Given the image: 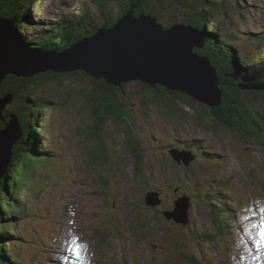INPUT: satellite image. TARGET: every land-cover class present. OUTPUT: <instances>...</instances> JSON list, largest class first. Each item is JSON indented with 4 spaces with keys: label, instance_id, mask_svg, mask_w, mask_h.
<instances>
[{
    "label": "rangeland",
    "instance_id": "1",
    "mask_svg": "<svg viewBox=\"0 0 264 264\" xmlns=\"http://www.w3.org/2000/svg\"><path fill=\"white\" fill-rule=\"evenodd\" d=\"M150 3L154 7L160 3L161 7L156 10L160 12L161 24L166 27L173 15L180 21L191 11L175 0H150ZM226 3L230 15L225 17L217 13L214 23L223 36L235 35L237 44H233L234 49L237 54L239 52L246 56V65H251L254 60L263 64L258 75L263 79L264 42L257 44L255 39L260 40V37L253 35L257 33L252 31L258 30L264 38V30L259 31L260 27L264 28V0H226ZM87 4H93L96 8L92 0L36 2L30 7L32 22L29 21L25 28L26 35L23 28H18L21 35H25L27 43L29 40L35 41L38 30L58 27L56 21L48 19L50 16L56 19L59 14L74 11L75 17L71 20L74 22L76 17L81 18ZM44 14L47 17L42 20ZM48 32H41L38 38H49ZM216 64L220 72L223 70L227 73L223 67L228 62ZM49 72L54 77L45 81L44 77H40L37 83L31 79L32 86L20 92L41 101L38 105H29L28 109L24 106L25 118L30 120V117L37 116L36 109H44L41 113L43 116L40 119L37 116L35 121L43 131L39 144L32 142L25 148L38 145L41 150L40 147H44L42 155H45V165L39 168L35 177L19 185L17 193L20 201L15 212L21 215L10 214L13 218L5 220L4 226L11 228V234H6L3 243L7 245V251L18 258L16 262L12 257L11 263L67 262L75 259L69 247L77 249L85 241L97 247L96 251L93 249L89 253V264H187L185 255H194L196 258H192L199 264L203 260L205 264H238L235 261L230 263L226 258L237 252L231 246L235 241L257 250L254 239L246 233L251 225L243 226L246 232L240 229V237L236 224L239 215L248 218L258 216L264 221L263 90L255 89L259 94L254 98L249 93L252 101L241 92L240 99L246 101L240 104L244 105L242 109L250 108L252 115L248 112V117L254 116L260 127L257 139H248L243 131L223 127L213 117L199 115L200 112H195L180 100L177 102L180 112L172 111L157 103L151 93L142 91L138 83L128 81L129 91L124 92V101L127 105L125 111L130 117L129 126H125L126 131L123 132L121 124L108 120L102 139L109 155L106 160H94L89 156L90 148L95 145L89 126L98 104L89 97L93 96L90 89L95 88L96 78ZM192 104L194 108L201 109L199 101L194 100ZM13 106L11 101L3 106L0 121L3 120L4 124L11 119ZM205 107L209 109L207 105ZM19 123L21 126L20 120ZM132 137L141 150V162L136 160L127 146ZM25 142L31 143L28 136ZM181 147L195 154V157L181 151ZM176 148L180 150L176 152ZM171 151L180 157H189V163L186 165L183 160L179 162ZM213 185L223 192L218 190V193ZM148 191L152 194L149 202L154 204L145 201ZM205 193H210L213 199L210 203L214 206L210 205ZM178 198L188 202L186 222L176 221V215H168L175 210ZM217 208L220 212L216 213L224 217V210L232 211L229 213L230 219L226 218L230 224L228 234H224L225 228L219 231L211 217V209ZM232 215L234 219L238 215L234 222ZM69 218H75L72 234L63 233L66 227H71ZM223 219L221 223L226 227ZM251 222L253 220H249ZM202 231L208 236L209 233H217L214 238L218 241L210 244L208 241L211 239L203 235L198 239L197 234ZM262 242L264 240L258 245L261 249L264 248ZM60 244L65 248H59ZM249 248L243 251H249ZM82 249L81 257L85 258ZM47 254L50 255L48 262L45 259ZM235 257L239 259L241 255ZM69 264L87 263H82L76 256Z\"/></svg>",
    "mask_w": 264,
    "mask_h": 264
},
{
    "label": "trees",
    "instance_id": "2",
    "mask_svg": "<svg viewBox=\"0 0 264 264\" xmlns=\"http://www.w3.org/2000/svg\"><path fill=\"white\" fill-rule=\"evenodd\" d=\"M43 1L44 0H0V15H3L4 13V16H12L16 18L18 34L20 37L22 36L24 40V36L26 35L24 32L25 28L27 27L29 21L30 23L32 22L30 7L34 6L36 2L42 3ZM92 1L94 4H96V8L93 6V4H87V6H85L83 8V11L81 12V18H75L74 22L77 20L76 23L71 21L72 18L75 17L74 13H67L65 17L61 15L60 19H66H64V21L59 20L57 22L58 27L56 29L49 30L45 28L44 30H38L37 33L39 35H41V32L49 31V38L46 39L44 36H40V38H38L37 34L35 41L29 40L28 42L30 44L27 43V46L32 49L39 48L45 50H61L65 46L71 44L74 40L84 38L87 34L91 35L93 33V29L99 27L101 24H103L105 27L114 25L117 18H119L124 12L128 11L129 9L134 10L136 14L140 12L151 13L152 16L157 18L159 24H161L159 20L160 12L156 10L157 8L161 7L160 3H156L158 6L155 5L156 7H154L150 3V0H133L135 3H133L132 0ZM175 1L191 9V11L180 21L191 23L199 27V29L201 31H204L205 33L206 41L204 43V46L201 49H197V51L202 55H206L209 58L210 62L215 65L219 73L218 75L220 79V86L222 89L220 100L221 104L219 107L208 109L207 107H205L206 105L201 103V109L199 107L194 108L192 101L194 102L195 99L185 93L169 90L166 87L158 84L148 85L147 83L139 81H135L134 83H138L141 86L142 91L151 93L157 103L169 107L172 111L180 112L178 110L179 104L177 103L178 100H180L185 105L192 107L195 112H200L198 113L199 115L209 116L211 118L213 117L214 119H216L217 123L223 127L234 128L238 131L241 130L246 133L245 138L257 139L260 134V127L257 123V119L254 118V116H252L253 118L248 117V112L252 115V111L250 110V108L242 109L244 105L240 104L244 100H242V98L240 99V97L242 95L241 92H244L246 94V96L244 97L248 98L249 101H252V98H254L255 96L258 97L259 91H254L255 89H251V87L243 89L239 86H252L254 84L257 85L258 83H261L264 77L263 79H261L258 77V75L259 71H261L263 67V64L258 60H254L252 61L251 65H246L244 61L246 56L241 55L239 52L237 54L234 49V45L237 44L236 37H234L235 35L223 36L221 30L218 29L217 24L214 23L217 13H222L225 17H228L230 15V9L229 11H227L229 5L226 3V0ZM235 1L239 2V0ZM99 17L101 19H99ZM176 21V16L173 15L170 19V24H168L167 27L171 26V24L175 23ZM161 25L163 26V24ZM18 27L24 29H22L23 33L25 34L24 36L21 35V31ZM253 35L260 37V40L255 39L257 44L264 42V38H262L261 35ZM222 61L228 62V64L224 65V67L222 66L227 71V73L223 72V70H221L222 72H220L217 67L216 63ZM48 73L49 74L47 75L37 74L31 78L10 76L8 78H5L0 85V97L8 92L13 94V99L11 100V102L14 104V108L12 109L11 113H15L22 124V138L14 143V147L12 149V159L9 163L6 177L4 176L3 178H0V264H13L10 262V259L12 257H14L16 259V262H18V258L15 256V254L7 251V245L3 243L5 237H7L6 234L9 236L11 234V228L9 229V227L4 226V224H6L5 220H9L10 214H16L15 208L17 205L19 206L20 201L18 199L17 193L19 185H22L26 180L29 181L30 178L35 177L37 172L39 171V168L45 165V155H42V150L45 152L44 147H40L41 150L38 148V145L35 146V148L33 147L31 149H29V147H27V149L25 148V146H30L32 142L35 144H39V137L43 133V131L37 127L35 121L37 119V116L39 117V119L41 116H43L41 113L44 109H36L37 116L30 117V120L25 118L24 111L26 110V108L29 105H38L39 103H41V101L32 99L30 96H28V94L22 95L20 92L22 90H27L29 86H32L30 84L31 79L35 80V82L33 83H37V81L41 79L40 77H44L43 81L47 79L49 80L51 76L54 77L52 73ZM67 73H69L68 75H88L84 71H71ZM95 81V88L91 87L90 89V93H93V96L89 97V100H92V102L98 104V106L93 110L94 120L89 126V128H91L92 130V136L95 139V145L90 148L89 156L94 160H106L109 154L102 139V134L106 122L108 120L116 121L117 123L121 124L124 130L123 132L126 131L125 126H129L128 121L130 117L127 116V112L125 111L127 109V105L124 101V92L128 90V83L124 82L117 86L108 84L102 79H95ZM249 93L252 94V98L249 96ZM262 94L264 95V93ZM119 97L121 98V100H123H119ZM244 102L246 103V101ZM24 106H26V108ZM6 111L9 110L7 109ZM261 116L264 120V113H262ZM0 122H2L0 123V127H4V121L1 120ZM261 125H264V123ZM252 126H254L256 129L254 130ZM249 127H251L253 130H250ZM82 133L83 131H81V134ZM27 136L29 137L31 143L25 142ZM127 146H129V149L133 151V154L137 158L136 160L141 162L143 156L141 157V150L133 137L128 140ZM39 152H41V154H39ZM205 194L210 203V200H212L210 193ZM210 205L214 206L211 203ZM216 211L220 212V209H211V217L213 218L216 228L219 231H222V228L224 229L225 225L221 223V221L224 218L223 222L226 223V219L224 216H221L219 212L216 213ZM224 211L226 212L227 210ZM16 215L20 214L17 213ZM197 235L199 236L198 239H200L202 235L204 237L208 236V234L203 233V231L198 233ZM209 236L208 238L214 239L216 234L209 233ZM184 257V259L188 261L187 264H199V262L197 263L189 255H185Z\"/></svg>",
    "mask_w": 264,
    "mask_h": 264
},
{
    "label": "water",
    "instance_id": "3",
    "mask_svg": "<svg viewBox=\"0 0 264 264\" xmlns=\"http://www.w3.org/2000/svg\"><path fill=\"white\" fill-rule=\"evenodd\" d=\"M177 21L164 28L151 13L136 14L129 9L114 25L101 24L91 35L74 40L61 50H45L29 48L18 34L16 18L3 13L0 15V85L10 76L30 78L40 72L81 70L111 85L128 81L158 84L185 93L209 108L219 107L222 95L219 76L209 58L197 51L204 46L205 33L191 23ZM239 87L264 91V80L257 85ZM12 99L10 92L0 97V119L3 106ZM20 138L22 127L13 113L5 126L0 127V178L6 177L14 143ZM176 152L171 151V155L187 165L189 157H180ZM151 196L149 192L146 194V203H155L149 202ZM187 207L188 202L178 198L175 210L168 215H176V221L185 222Z\"/></svg>",
    "mask_w": 264,
    "mask_h": 264
},
{
    "label": "bare ground",
    "instance_id": "4",
    "mask_svg": "<svg viewBox=\"0 0 264 264\" xmlns=\"http://www.w3.org/2000/svg\"><path fill=\"white\" fill-rule=\"evenodd\" d=\"M68 12H66V13H64V15H63V17H65L66 16V14H67ZM74 13V11L72 12V13H69V14H73ZM45 17H47V16H45ZM48 19H51V20H54L55 18H52L51 16L48 18ZM18 20V19H17ZM163 27L164 28H166L164 25H163ZM44 30V29H43ZM200 30V29H199ZM201 31V30H200ZM202 32V31H201ZM200 32V33H201ZM36 44V43H35ZM70 45V44H69ZM69 45H67V46H65L64 48H66V47H68ZM60 46V45H59ZM251 89H253V88H251ZM220 100H221V96H220ZM191 146V145H190ZM180 149H182L181 151H184V152H186V153H188V154H191V153H189V151L188 150H186L184 147H181ZM51 155V154H50ZM191 155H194L195 156V154H191ZM213 189H215L216 191H218V190H220V188H217V187H214V185H213ZM220 191H222V190H220ZM223 192V191H222ZM218 193H219V191H218ZM157 196H158V194H156ZM216 198V197H215ZM215 204H219V203H215ZM228 204V203H227ZM226 209V208H225ZM231 209L232 210H234V207H231ZM227 210V209H226ZM231 211V210H230ZM230 211H226V215L225 216H227V215H229V213H231ZM233 216V220H232V222H234L236 219H237V217L236 216H238V215H236L235 216V219H234V215H232ZM230 219V217H228V220ZM186 222V221H185ZM226 223H229V221H226ZM84 244V245H83ZM81 246L80 245H78V248L77 249H75V247H73V246H70L69 247V251H70V253L72 254V255H74L75 256V259H76V256L77 257H79L80 258V260H81V262L83 263V262H85V263H87V264H89L90 263V261L91 260H89V258H88V256H89V253L94 249L95 250V247H96V245L95 244H93L92 243V245L91 244H89L88 243V241H85L84 243H83ZM58 247L59 248H65V246L63 245V244H60V245H58ZM81 247L82 248H84L85 247V251H84V255H85V258H82L81 257ZM264 247V243L262 242V248ZM97 248V247H96ZM78 250H79V252H78ZM96 251V250H95ZM78 253V254H77ZM54 254H56V253H54ZM98 254H96L95 256H97ZM50 257V255H48L47 254V256H46V262H48V260H49V257ZM192 257H194V258H196L194 255L192 256ZM98 258V257H97ZM74 258L73 259H71L70 261H65V262H61V263H59V264H69V263H71V261H74L75 260ZM118 261V260H117ZM40 262H42L41 260H40ZM117 263H119V261L117 262Z\"/></svg>",
    "mask_w": 264,
    "mask_h": 264
},
{
    "label": "snow or ice",
    "instance_id": "5",
    "mask_svg": "<svg viewBox=\"0 0 264 264\" xmlns=\"http://www.w3.org/2000/svg\"><path fill=\"white\" fill-rule=\"evenodd\" d=\"M261 235L264 236V226L261 227Z\"/></svg>",
    "mask_w": 264,
    "mask_h": 264
}]
</instances>
